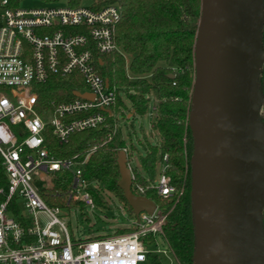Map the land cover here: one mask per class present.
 <instances>
[{
  "label": "built area",
  "instance_id": "1",
  "mask_svg": "<svg viewBox=\"0 0 264 264\" xmlns=\"http://www.w3.org/2000/svg\"><path fill=\"white\" fill-rule=\"evenodd\" d=\"M120 16L121 6L114 3L98 9L57 4L21 8L0 0V163L6 178L0 185V264H149V255L160 258V251L174 256L163 234L168 212L154 201L153 212L140 211L134 227L75 242L57 218L59 206L48 205L39 193L45 186L38 183L45 176L66 170L72 177L64 198L67 206L80 202L96 207L91 190L106 202L100 183L83 173L97 145L83 158L77 154L57 158L47 146L46 129L49 126L58 144L76 132L108 126V118L113 120V132H118L116 116L122 105L114 109L116 87L108 79L105 82L98 66H102L99 54L119 52L115 30ZM54 75L80 81L85 90H73L91 94V98L72 91L73 98L52 100L46 108L39 100L38 86ZM150 104L153 116L154 99ZM121 149L133 193L146 196L154 189L162 200L183 193L166 174L167 154L157 162L155 179L143 184L130 166V149L126 145ZM57 224L62 231L55 229ZM156 234L164 237L166 248L160 249ZM174 262L176 258L170 264Z\"/></svg>",
  "mask_w": 264,
  "mask_h": 264
},
{
  "label": "water",
  "instance_id": "2",
  "mask_svg": "<svg viewBox=\"0 0 264 264\" xmlns=\"http://www.w3.org/2000/svg\"><path fill=\"white\" fill-rule=\"evenodd\" d=\"M200 4L187 118L193 143L191 264H264V123L258 79L264 60V2L200 0ZM73 93L91 98L78 90ZM116 160L117 185L134 216L142 210L152 213L155 203L130 190L123 149Z\"/></svg>",
  "mask_w": 264,
  "mask_h": 264
},
{
  "label": "trees",
  "instance_id": "3",
  "mask_svg": "<svg viewBox=\"0 0 264 264\" xmlns=\"http://www.w3.org/2000/svg\"><path fill=\"white\" fill-rule=\"evenodd\" d=\"M55 2L56 0H46ZM95 9L114 3L121 6V16L115 30L119 52L99 54L102 61L100 72L114 84L117 102L114 109L123 105L121 93L129 100L128 114H146L152 99L156 105L151 118V128L156 143H144L141 156L143 172L134 171L136 180L147 183L156 177L157 162L167 154L169 166L166 174L171 183L183 189L162 200L156 190L145 195L167 211L163 234L174 253L173 264H191L195 235L193 212L190 199L191 168L190 156L193 150L192 136L187 125L193 83V43L200 0H89ZM20 0H9V5L18 6ZM69 6L79 5L80 0H68ZM264 18V17H263ZM261 44H264V21L261 27ZM99 65V64H98ZM172 74V76H170ZM259 88L264 95V60L259 72ZM83 84L73 82L69 77L52 76L38 86L39 100L48 108L50 101L73 98L74 88ZM260 118L264 123V102ZM108 126L99 125L74 133L66 143H57L48 131L49 150L57 158H82L94 144L97 148L90 153L83 173L88 179L98 181L105 191L113 192L120 203L128 205L123 191L118 187L120 180L117 154L124 146L121 135L113 132V120L107 119ZM50 185L41 189L42 199L50 206H61L71 184V174L61 170L51 174ZM6 178L0 163V185ZM96 207L107 208V203L98 191L91 190ZM262 233L264 235V207L261 212ZM125 228L118 229L123 232ZM149 264H161L157 256L149 255Z\"/></svg>",
  "mask_w": 264,
  "mask_h": 264
},
{
  "label": "rangeland",
  "instance_id": "4",
  "mask_svg": "<svg viewBox=\"0 0 264 264\" xmlns=\"http://www.w3.org/2000/svg\"><path fill=\"white\" fill-rule=\"evenodd\" d=\"M68 0H56L55 2H48L46 0H20L18 6L21 8H36L47 5H68ZM91 4L89 0H80L81 6ZM85 90V87L81 88ZM124 101L122 111L117 115V129L121 135L124 145L130 149L131 158L130 166L135 171L143 172L141 167V156L144 154V143H156L157 139L150 126L151 118L149 104L146 114L130 116L127 110L130 107L129 100L120 94ZM88 153V152H87ZM86 153V154H87ZM86 154L83 156L85 157ZM90 155V154H89ZM88 155V157H89ZM82 157V158H83ZM87 157V159H88ZM39 187H46L50 185V177L47 175L43 178V182L38 183ZM107 208L84 206L82 203L67 206L66 203L59 206L60 211L56 214L60 222L64 223L70 238L77 242L85 237H92L94 235H103L113 233L118 229L134 227L135 216L132 211L121 204L119 199L113 192L105 191ZM41 221L45 222V216L39 214ZM55 229L62 231V228L57 224ZM159 241L160 249L166 248L164 237L160 234L155 235ZM161 264H170L175 261V256L171 253H159Z\"/></svg>",
  "mask_w": 264,
  "mask_h": 264
},
{
  "label": "flooded vegetation",
  "instance_id": "5",
  "mask_svg": "<svg viewBox=\"0 0 264 264\" xmlns=\"http://www.w3.org/2000/svg\"><path fill=\"white\" fill-rule=\"evenodd\" d=\"M263 2H264V0H263ZM264 17V16H263ZM264 21V20H263ZM263 24V23H262ZM261 47H262V49H264V44L262 45L261 44ZM263 102H264V95H263ZM263 104V103H262ZM261 107H262V105H261ZM261 107H260V109H261ZM260 112H261V110H260Z\"/></svg>",
  "mask_w": 264,
  "mask_h": 264
}]
</instances>
